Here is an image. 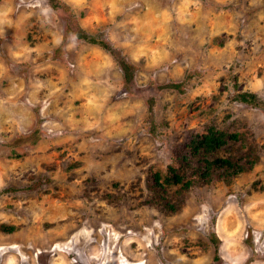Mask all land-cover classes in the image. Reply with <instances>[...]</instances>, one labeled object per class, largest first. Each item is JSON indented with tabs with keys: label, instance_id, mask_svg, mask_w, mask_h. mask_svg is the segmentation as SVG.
<instances>
[{
	"label": "rangeland",
	"instance_id": "rangeland-1",
	"mask_svg": "<svg viewBox=\"0 0 264 264\" xmlns=\"http://www.w3.org/2000/svg\"><path fill=\"white\" fill-rule=\"evenodd\" d=\"M0 264H264V0H0Z\"/></svg>",
	"mask_w": 264,
	"mask_h": 264
},
{
	"label": "trees",
	"instance_id": "trees-1",
	"mask_svg": "<svg viewBox=\"0 0 264 264\" xmlns=\"http://www.w3.org/2000/svg\"><path fill=\"white\" fill-rule=\"evenodd\" d=\"M76 37L87 39L91 42H97V40H93V38L87 37L84 33L82 34L80 30H78L75 34ZM93 37V36H92ZM102 43V42H100ZM104 44V43H102ZM105 45V44H104ZM124 78L128 80L131 78V74L128 73V68L125 63L122 64ZM169 85H177V84H169ZM239 100L247 103H257V95L253 92H241L238 94ZM150 110V109H149ZM230 140H238L237 133H227L224 131H220L213 126H209L203 132H194L190 135L189 141L186 143L187 147H189V153L192 155H197L201 151L208 152L214 151L216 149L221 148ZM244 167L237 161H233L227 157H214L212 159L203 158V165L199 169L197 173V179L204 182H211L213 178H219L223 180L225 183H230L232 181L233 176L237 173L243 171ZM171 175L165 178V181L170 183H182L183 186H188L192 183L191 180H186L182 182L184 179L180 174L174 171V168L170 167L169 169ZM155 179L158 180L159 174L155 173ZM1 229L7 232L13 230V226L11 225H1Z\"/></svg>",
	"mask_w": 264,
	"mask_h": 264
}]
</instances>
